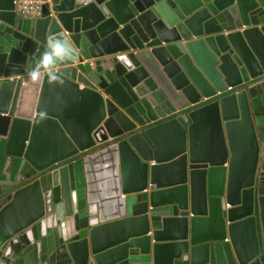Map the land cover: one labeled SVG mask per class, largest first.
I'll return each instance as SVG.
<instances>
[{
    "label": "water",
    "instance_id": "1",
    "mask_svg": "<svg viewBox=\"0 0 264 264\" xmlns=\"http://www.w3.org/2000/svg\"><path fill=\"white\" fill-rule=\"evenodd\" d=\"M41 1L0 0V264H264V0Z\"/></svg>",
    "mask_w": 264,
    "mask_h": 264
},
{
    "label": "built area",
    "instance_id": "2",
    "mask_svg": "<svg viewBox=\"0 0 264 264\" xmlns=\"http://www.w3.org/2000/svg\"><path fill=\"white\" fill-rule=\"evenodd\" d=\"M41 5V0H15L16 11L29 16H39Z\"/></svg>",
    "mask_w": 264,
    "mask_h": 264
},
{
    "label": "clouds",
    "instance_id": "3",
    "mask_svg": "<svg viewBox=\"0 0 264 264\" xmlns=\"http://www.w3.org/2000/svg\"><path fill=\"white\" fill-rule=\"evenodd\" d=\"M56 50H57V52L61 51V49L59 47H57ZM48 63H49V57L47 55H44L43 58H42L41 64L44 65V66H47ZM31 75H32V78L33 79H37L38 78V74L36 72H32ZM51 79L53 81H57L58 80V77H56L55 75H52L51 76Z\"/></svg>",
    "mask_w": 264,
    "mask_h": 264
}]
</instances>
